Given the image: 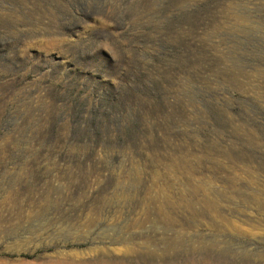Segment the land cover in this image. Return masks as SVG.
<instances>
[{
  "label": "rangeland",
  "instance_id": "374dc122",
  "mask_svg": "<svg viewBox=\"0 0 264 264\" xmlns=\"http://www.w3.org/2000/svg\"><path fill=\"white\" fill-rule=\"evenodd\" d=\"M261 196L264 0H0V264H253Z\"/></svg>",
  "mask_w": 264,
  "mask_h": 264
},
{
  "label": "bare ground",
  "instance_id": "6f19581e",
  "mask_svg": "<svg viewBox=\"0 0 264 264\" xmlns=\"http://www.w3.org/2000/svg\"><path fill=\"white\" fill-rule=\"evenodd\" d=\"M250 184H256V181H252L250 180L249 181ZM259 199L262 200L261 202V209L264 211V196H261L259 197ZM243 200V199H242ZM254 250V249H253ZM252 252V251H251ZM255 253V252H254ZM242 256L244 257L243 259L244 260H251V262L253 264H264V254L262 253H256V254H249L248 252L247 253H243ZM241 258V257H240ZM229 259V258H228ZM248 262V261H247ZM206 264V263H205ZM229 264V263H228ZM238 264V263H237ZM246 264V263H244ZM249 264V263H248Z\"/></svg>",
  "mask_w": 264,
  "mask_h": 264
}]
</instances>
